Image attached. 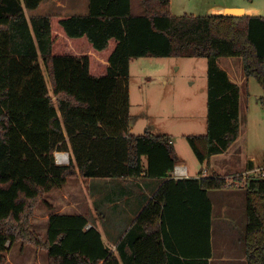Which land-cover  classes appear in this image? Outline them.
<instances>
[{
	"label": "trees",
	"instance_id": "16d2710c",
	"mask_svg": "<svg viewBox=\"0 0 264 264\" xmlns=\"http://www.w3.org/2000/svg\"><path fill=\"white\" fill-rule=\"evenodd\" d=\"M43 1L0 0V259L8 244L21 243L44 250L48 264H210L209 191L244 181L246 258L264 264V176L202 171L199 178L175 179L172 136H123L134 60L206 58L207 133L186 137L207 168L226 154L241 135V88L219 59L241 58L247 80L264 90V15L177 16L171 0H140L145 13L136 16L132 0H88L86 14L29 18L26 10ZM68 138L76 162L59 165L54 152L68 150ZM102 158L120 164L106 168ZM143 173L160 186L117 254L95 227L87 229L83 215L52 213L46 237L31 230L36 208L69 179Z\"/></svg>",
	"mask_w": 264,
	"mask_h": 264
},
{
	"label": "rangeland",
	"instance_id": "374dc122",
	"mask_svg": "<svg viewBox=\"0 0 264 264\" xmlns=\"http://www.w3.org/2000/svg\"><path fill=\"white\" fill-rule=\"evenodd\" d=\"M68 1L64 0L62 5L68 8L65 14L88 12V0H79L78 6L72 9ZM50 2L51 0H45L37 9L27 10V16L31 18L44 15L46 6ZM133 3L134 12L139 4L142 6L140 0H133ZM53 6L54 4L51 5ZM224 6L240 8L255 6L262 9V14L258 15H264V0H171L172 13L177 16L211 15L214 14L212 13L214 7ZM49 11L52 14H62L58 12V8H51ZM219 65L241 88V135L226 154L214 157L212 162L217 165L220 174L236 175L237 167L239 171H245V163L250 156H254L258 161L264 158V102L262 101L264 90L255 78L247 80L241 58L222 57L219 59ZM130 81L129 102L125 109L126 115L129 116L131 133L139 135L150 130L155 134H172L173 146L181 161L191 167L195 166L199 173L203 171L205 174L206 170H213L210 166L207 168L206 163L201 164L186 137L202 135L208 127L207 59L140 58L132 64ZM133 123L135 126L132 125ZM57 150L54 156L56 152H63L61 149ZM64 154L66 155L67 152ZM69 162L70 156L66 163ZM60 195L57 193L55 198L48 200L50 202L58 200ZM48 205L51 206L46 201L36 208L31 225V230L42 237L46 233L44 213L45 210H50ZM7 248L4 259H0V264L48 263L47 253L31 245H26L22 249L21 243L14 246L8 244Z\"/></svg>",
	"mask_w": 264,
	"mask_h": 264
},
{
	"label": "crops",
	"instance_id": "0c3cea01",
	"mask_svg": "<svg viewBox=\"0 0 264 264\" xmlns=\"http://www.w3.org/2000/svg\"><path fill=\"white\" fill-rule=\"evenodd\" d=\"M78 1L79 0H69L68 3L70 2V9L76 8L79 4ZM63 3L64 0H51L50 4L46 6V13L44 15H52V13H49L51 8H58V12L65 14L66 9L68 8L62 6ZM52 4H54L53 7H51ZM235 7L238 8L239 6L214 7L212 9V13L220 14L224 12L226 8ZM242 8L245 11V14H262V9L255 6H242ZM132 9L134 15L136 16H141L145 13L143 6H140V4L134 12L135 7L133 0ZM134 61L131 63V68ZM130 82L131 81L129 80V91ZM132 125L135 126V123ZM206 128L208 129V127ZM147 131L154 133L150 130ZM205 132L207 133V130L203 133L206 134ZM104 133L106 134V137H110L112 135V133L107 129H104ZM128 135H134L131 133L130 129L123 133L124 137ZM167 135L173 137L172 134L167 133ZM69 140L70 139L68 138L69 148L65 152L69 154L70 162L71 160L76 162L73 148ZM104 153L106 154L105 147L101 149V154ZM213 158L210 161V168H213V170H206V173L203 174V176H210L213 172L219 173L216 168L217 165L215 166L212 162ZM177 160L176 166L183 165L186 167L188 175L180 178H176L174 176L175 179L199 178L202 176L195 166H189L186 162L181 161L178 156ZM101 161L102 166H105L106 168H112L120 164L114 159L110 160V158L108 160H103L102 158ZM263 163L264 158L258 161L254 156H250L245 163V171L241 172L237 167L236 174L246 173L247 171L256 169L257 167L262 166ZM147 165L148 159L147 157H143L144 168H147ZM222 175H226L227 177L233 176L231 174ZM68 182L69 184L67 183L63 188L55 189L49 192L46 196V201L49 202L52 209L45 210L44 213V226L46 229L44 237L47 235L48 221L52 213L83 215L89 219L87 229L95 227L101 233L105 245L116 254L118 253L117 246L122 240L124 234L128 229H130L132 223L139 216L150 199L154 197V193L158 189V185L160 186L158 180L149 178L145 173L137 178L108 176H101L99 178L77 177L69 179ZM57 193L61 194L59 199L51 200L50 202L48 199L52 197L55 198ZM246 194L247 192L244 181L236 183L230 182L225 189L209 191V197L213 204V257L210 259V264H248L245 253L247 225ZM46 264L48 263L46 262Z\"/></svg>",
	"mask_w": 264,
	"mask_h": 264
},
{
	"label": "built area",
	"instance_id": "2783aa9c",
	"mask_svg": "<svg viewBox=\"0 0 264 264\" xmlns=\"http://www.w3.org/2000/svg\"><path fill=\"white\" fill-rule=\"evenodd\" d=\"M63 155H65L64 152H56L55 153V160H56L57 164H59V165L68 164L66 162L69 161V156H66V158H65ZM187 175H188V171H187L186 167H184L183 165H178L175 167L174 176L176 178L186 177ZM245 175L246 176H248V175L264 176V163L262 166H259L256 169H253V170L246 172Z\"/></svg>",
	"mask_w": 264,
	"mask_h": 264
},
{
	"label": "water",
	"instance_id": "95a60500",
	"mask_svg": "<svg viewBox=\"0 0 264 264\" xmlns=\"http://www.w3.org/2000/svg\"><path fill=\"white\" fill-rule=\"evenodd\" d=\"M224 15H228V16H244L243 14V8H226L225 9V12H224Z\"/></svg>",
	"mask_w": 264,
	"mask_h": 264
},
{
	"label": "bare ground",
	"instance_id": "6f19581e",
	"mask_svg": "<svg viewBox=\"0 0 264 264\" xmlns=\"http://www.w3.org/2000/svg\"><path fill=\"white\" fill-rule=\"evenodd\" d=\"M225 12V11H224ZM243 14L245 15V11L243 10ZM66 158V155H63Z\"/></svg>",
	"mask_w": 264,
	"mask_h": 264
}]
</instances>
